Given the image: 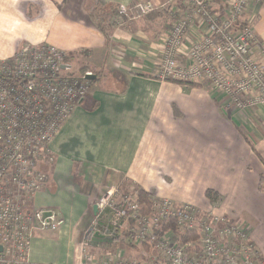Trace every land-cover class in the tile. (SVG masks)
Instances as JSON below:
<instances>
[{"label":"crops","instance_id":"1","mask_svg":"<svg viewBox=\"0 0 264 264\" xmlns=\"http://www.w3.org/2000/svg\"><path fill=\"white\" fill-rule=\"evenodd\" d=\"M136 1L144 0H0L1 60L25 44H50L67 54L66 65L78 64L79 74L70 75L84 67L97 75L83 104L52 139L40 165L48 181L28 203L30 210L58 212L64 223L57 231L35 233L27 257L72 264L99 196L127 181L151 199L189 204L249 226L264 264V103L239 110L208 84L157 79L153 72L172 16L166 9L112 23L117 6ZM214 11L223 15L222 3ZM240 18L249 20L264 47V0L249 4ZM203 33L195 23L180 53ZM207 189L219 201L211 203ZM130 226L123 221L92 253L148 258L151 250L144 246L119 249Z\"/></svg>","mask_w":264,"mask_h":264},{"label":"built area","instance_id":"2","mask_svg":"<svg viewBox=\"0 0 264 264\" xmlns=\"http://www.w3.org/2000/svg\"><path fill=\"white\" fill-rule=\"evenodd\" d=\"M261 1H136L117 6L112 23L121 25L167 9L172 22L153 75L177 83L208 84L243 110L264 103V48L249 20L241 29L234 25L249 4ZM219 3L223 15L214 11ZM195 23L204 33L183 56V40ZM65 59L66 53L50 44H25L13 56L0 59V264H40L27 257L33 235L57 231L64 223L58 212L30 210L28 203L48 181L40 167L44 154L73 110L83 104L91 83L86 75H96L89 70L63 74L69 67ZM150 200L144 213L136 191L122 196L117 187H106L76 245L72 264H262L249 226L167 198ZM168 220L196 232L197 240L181 243L171 231L156 234ZM123 221L131 222L124 240L150 247L148 258L94 255L96 242L112 239Z\"/></svg>","mask_w":264,"mask_h":264},{"label":"trees","instance_id":"3","mask_svg":"<svg viewBox=\"0 0 264 264\" xmlns=\"http://www.w3.org/2000/svg\"><path fill=\"white\" fill-rule=\"evenodd\" d=\"M115 11V10H114ZM88 67H84L81 68L80 71L84 72L86 71ZM97 75H95V78ZM95 80V79H94ZM92 83V82H91ZM181 85H195L197 83H180ZM261 189L260 183L258 184V190ZM136 193H137V197H138V202L143 206L142 210L144 213H147L150 206H151V200H150V196L148 193H146L145 191H143L142 189H135ZM205 197L211 202V203H216L217 201H219V195L211 190V189H207L205 191ZM165 231H171L173 233V235L181 242V243H186L189 241H193V240H197L198 238V234L194 231H188V230H184V229H179L176 226V223L173 220H168L166 221L159 230L156 231V234H160L162 232ZM142 246H146L145 244Z\"/></svg>","mask_w":264,"mask_h":264},{"label":"rangeland","instance_id":"4","mask_svg":"<svg viewBox=\"0 0 264 264\" xmlns=\"http://www.w3.org/2000/svg\"><path fill=\"white\" fill-rule=\"evenodd\" d=\"M247 25V21L246 20H243L241 18L237 19L236 22H235V25L234 27L236 29H241L242 27L246 26ZM259 43V41H258ZM260 44V43H259ZM264 48V47H263ZM67 56V54H66ZM80 64V63H79ZM78 66L77 63H72V62H69V67L68 68H65L62 70V73L65 74V75H70V74H79V71L76 69ZM205 84V83H204ZM118 188V195H130L131 194V191H133L132 187H128V182L127 181H123L122 184H121V187H117ZM120 197V196H119ZM206 212H209V211H201V213H206ZM211 214H213L214 212H209ZM208 214V213H207ZM215 214V213H214ZM218 215V214H216ZM221 216V215H220ZM222 216H226V215H222ZM227 217V216H226ZM229 218V217H227ZM231 219V218H229ZM232 221H235L233 219H231ZM122 239V238H121ZM193 241H196V240H193ZM95 246V245H94ZM132 246L134 247L135 245H132V244H128L125 240H124V237H123V241L119 244V249L122 250L123 248L124 249H130L129 247ZM144 247H147V248H150L148 247L147 245L144 246ZM258 251V250H257ZM105 252V251H103ZM102 252V253H103ZM259 253V252H258ZM126 256V255H125ZM260 256V255H259ZM128 258H133V259H137V258H134V257H129V256H126ZM139 260V259H137ZM141 260V259H140Z\"/></svg>","mask_w":264,"mask_h":264},{"label":"water","instance_id":"5","mask_svg":"<svg viewBox=\"0 0 264 264\" xmlns=\"http://www.w3.org/2000/svg\"><path fill=\"white\" fill-rule=\"evenodd\" d=\"M86 79H89V80H94L95 79V76L94 75H86ZM96 207H94V211H96Z\"/></svg>","mask_w":264,"mask_h":264}]
</instances>
